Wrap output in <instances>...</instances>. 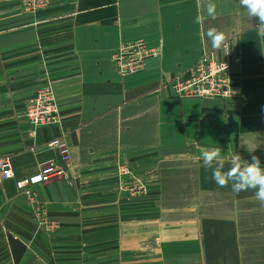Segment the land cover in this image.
<instances>
[{"label":"crops","instance_id":"obj_1","mask_svg":"<svg viewBox=\"0 0 264 264\" xmlns=\"http://www.w3.org/2000/svg\"><path fill=\"white\" fill-rule=\"evenodd\" d=\"M213 2L201 26L196 0H0V157L15 178L49 159L66 170L32 197L0 183V264H264V205L218 186L200 160L220 147L225 171L237 154L264 165V38L239 0ZM213 27L237 95L181 97L170 84L215 50L203 35ZM138 39L161 54L122 75L112 54ZM46 86L62 119L34 126L26 107ZM170 169L195 175L193 204L167 201ZM138 179L147 194L131 192Z\"/></svg>","mask_w":264,"mask_h":264},{"label":"built area","instance_id":"obj_2","mask_svg":"<svg viewBox=\"0 0 264 264\" xmlns=\"http://www.w3.org/2000/svg\"><path fill=\"white\" fill-rule=\"evenodd\" d=\"M45 4L47 0H25L27 3ZM161 54L159 47L149 46L146 40L138 39L123 42L112 54L118 71L122 75L134 74L145 70L152 58ZM231 61L224 50L206 51L202 58L190 69V74L177 77L171 82L174 91L181 97L223 98L237 95L231 74ZM26 115L34 126L58 124L62 115L51 88L40 89L28 102ZM49 145L60 152L65 163L70 160V149L63 138L53 139ZM121 176L132 175L128 168L120 167ZM66 175V170L55 159L43 162L39 171L28 176L15 178L12 161L8 157H0V183L15 178L16 187L20 192L32 197L33 188L40 184L52 182L56 176Z\"/></svg>","mask_w":264,"mask_h":264},{"label":"clouds","instance_id":"obj_3","mask_svg":"<svg viewBox=\"0 0 264 264\" xmlns=\"http://www.w3.org/2000/svg\"><path fill=\"white\" fill-rule=\"evenodd\" d=\"M239 5L246 11L251 20L255 18L259 21L255 25L256 31L259 37L264 38V0H239ZM196 7L195 24L202 26L205 20V15L201 14V9L206 11L207 17L215 18L217 5L213 0H196ZM203 35L211 42V46L215 50H220L226 46L227 36L217 28H209ZM221 152L220 147L200 148L202 165L206 170H211L212 178L216 184L220 187H227L231 184V189L236 194L252 190L257 200L264 205V165H262L260 158L252 155L249 162L243 160L240 154L234 155L231 160V167L225 171Z\"/></svg>","mask_w":264,"mask_h":264},{"label":"rangeland","instance_id":"obj_4","mask_svg":"<svg viewBox=\"0 0 264 264\" xmlns=\"http://www.w3.org/2000/svg\"><path fill=\"white\" fill-rule=\"evenodd\" d=\"M24 2H25V0H22V3L27 10H34L36 8H39V6H40V5L35 4L33 2L32 3L28 2L27 5H25ZM41 7H44V4H41ZM49 88H51V86L43 87V88H41V90L42 89H49ZM51 90H52V88H51ZM53 93H54V91H53ZM54 96H55V94H54ZM55 99H56V97H55ZM180 163L182 164L184 162L182 161ZM170 170L171 171L169 172L168 189L165 192V193L168 192L167 201H169L172 204H179V202H180V204H187V205H188V203L193 204L194 201L196 200V197L198 194L197 179H196L195 175L186 174L184 172H178L177 169H170ZM61 177H63V176L58 175V176H56V178L53 181H55ZM128 177L129 176H122L124 181H125V178H128ZM133 178H135L134 175H133ZM136 185L137 186L133 187L132 191H131L134 195H141L142 196V195L147 194V192H148L147 187L140 181V179H138V181H136Z\"/></svg>","mask_w":264,"mask_h":264}]
</instances>
